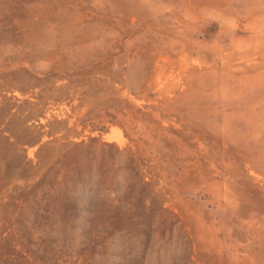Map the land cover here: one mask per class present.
I'll return each mask as SVG.
<instances>
[{"label":"rangeland","instance_id":"1","mask_svg":"<svg viewBox=\"0 0 264 264\" xmlns=\"http://www.w3.org/2000/svg\"><path fill=\"white\" fill-rule=\"evenodd\" d=\"M0 264H264V0H0Z\"/></svg>","mask_w":264,"mask_h":264}]
</instances>
